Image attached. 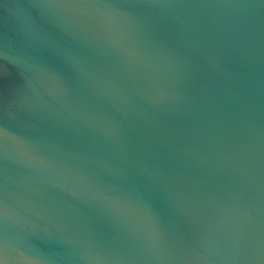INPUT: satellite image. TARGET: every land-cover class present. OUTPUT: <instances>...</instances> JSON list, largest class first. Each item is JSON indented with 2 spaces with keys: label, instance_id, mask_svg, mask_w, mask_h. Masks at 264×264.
<instances>
[{
  "label": "water",
  "instance_id": "95a60500",
  "mask_svg": "<svg viewBox=\"0 0 264 264\" xmlns=\"http://www.w3.org/2000/svg\"><path fill=\"white\" fill-rule=\"evenodd\" d=\"M0 264H264V0H0Z\"/></svg>",
  "mask_w": 264,
  "mask_h": 264
}]
</instances>
